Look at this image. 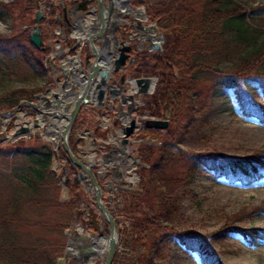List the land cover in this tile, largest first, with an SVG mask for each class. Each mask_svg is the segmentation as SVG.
<instances>
[{"label":"trees","instance_id":"1","mask_svg":"<svg viewBox=\"0 0 264 264\" xmlns=\"http://www.w3.org/2000/svg\"><path fill=\"white\" fill-rule=\"evenodd\" d=\"M20 2L24 16H35L39 0ZM150 2L153 4L148 5ZM143 4L148 18L156 22L164 37L162 51L148 57L150 74L158 82L144 112L148 117L167 121L168 125L162 130L144 126L137 136L150 143L137 145L135 151L146 165L138 171L142 192L123 194L122 213L127 228L120 231L124 235L122 248L134 254L140 247L142 254L150 256L160 246L159 242L175 238L185 253L197 256L199 264H225L213 248L219 242L217 239L192 232L168 231V227L181 221L177 217L178 202L164 192L163 183L168 181L163 174L169 166L173 167L176 159L174 163L179 165L178 171L182 174L177 184L184 188L195 183L200 170L212 173L229 185L242 187L264 179V163L254 158L188 153L180 149L188 128L187 113L193 112V98L200 99L205 94L204 88L207 96L214 89L230 90L240 114L264 125V39L259 41L264 34V29L259 28L264 24L261 19L264 8L250 9L248 16L237 0H144ZM9 7L0 3V9L7 8L4 14L0 11V18L5 14L10 16ZM55 10L51 7L48 19L51 26L57 25ZM49 33L42 35L43 50L33 47L26 32L0 36V56H15L32 66L37 75H45L49 72L45 63L50 53ZM138 62L136 55L130 75L139 72ZM245 82L255 84L253 89L259 92L248 93ZM34 95L22 89L12 92L3 105L0 103V113L22 101H32ZM90 112L84 109L71 129L68 143L74 155L83 145L77 134L84 126L96 140H106V132L96 124H86L84 117ZM118 127L116 123L114 128ZM34 142L31 146L18 143L0 147V264H56L67 243L64 231L73 220L79 219L77 209L86 199L84 191L72 182L74 170L69 163L62 164L59 173L52 171L54 159L67 161L65 153L56 154L38 137ZM63 171L68 180L64 183L69 190L68 200H60ZM231 220L234 223L239 219ZM224 230L245 240L264 238V230L260 228L230 225ZM117 257L116 254L114 261ZM143 264H152V261L146 259Z\"/></svg>","mask_w":264,"mask_h":264},{"label":"rangeland","instance_id":"2","mask_svg":"<svg viewBox=\"0 0 264 264\" xmlns=\"http://www.w3.org/2000/svg\"><path fill=\"white\" fill-rule=\"evenodd\" d=\"M45 1L41 0V5L44 4L45 6ZM237 1L248 16H250L248 14L250 9L264 8V0ZM0 3H4L7 6L11 5L9 7L10 16L5 14L0 18V36L8 37L21 32H26L30 36L36 25L35 19L32 15L24 16L20 0H0ZM151 4L153 3H148V5ZM4 9L7 8L0 9L2 14L6 13ZM261 19L264 22V16ZM149 24L157 27L156 22L148 18L143 25ZM89 25L81 26L85 31L87 27H90ZM259 28L264 29V24H260ZM157 31L161 34L158 28ZM40 32L42 35L48 32L46 25L43 23L40 24ZM77 35L80 38L84 37V33L81 31H78ZM263 39L264 34L261 35L259 41L262 42ZM155 53L158 52H150L146 46L144 51L138 54L139 63L137 69L139 72L136 73L137 76L152 77L150 74L151 62L148 57ZM51 78L55 80L52 72L51 75H37L32 66L25 64L15 56L7 58L0 56V103L3 105L4 99L8 95L20 89L28 93L33 92L35 94L34 97L37 95V89L42 90L41 92L38 91V94H42L48 88L53 89L54 85L52 86L51 84ZM254 87L255 84L245 82V88L248 93H258L259 91H254ZM203 92L205 94L200 99L193 98L192 106L194 110L187 113L188 128L180 149L188 153H221L234 158H254L264 163V125L258 124L252 119L244 118L240 114L230 90L214 89L213 92L209 91L208 96L206 94L208 93L207 88H204ZM36 101L34 100V102L30 103L35 104ZM135 101H138V103L135 105L133 115L145 117L144 108L146 102L149 101L148 95L136 96ZM115 104L111 118L106 117L103 111L99 109L100 119L97 120L96 118L95 120L91 116H86L84 117L86 124L97 122L102 129L111 130L118 119L125 118L126 104L119 101H116ZM20 110L22 116L17 113L8 117H0V147L18 143L31 146L35 143L34 141L37 137L51 147L55 146L50 143L51 140L43 136L42 133L45 129H41V132H33L31 130L33 133L29 138L23 136L16 141H12V136L16 131H19L20 127L24 126L25 123L31 122L34 118L35 112H32L27 106H21ZM141 119H138L139 127L143 124ZM85 129L86 127L84 126L79 135L83 136L85 142L90 144L91 134L90 131ZM136 140L135 137L132 138L135 143L128 146V151H125V154L115 149L116 152H112L108 160H103L102 158V154L107 153V151L96 146H90L91 144L83 149L84 153L80 154L85 162H88L98 174L100 186L104 190L103 202L110 210L115 221L121 223L117 231L121 247L124 235L120 234V231L123 228H127L123 224L125 222L122 213L125 201L123 193L130 190L141 191L138 171L145 166L141 162L137 166L131 165L132 161L129 157L137 158L135 149L138 140ZM152 144L156 143L153 142ZM175 152H173V155H176ZM174 162H176V159H173V167L169 166L166 173L163 174L166 181H168L166 184L163 183V189L164 192L171 195L178 202L177 217L181 223L168 227V231L173 230L176 233L192 232L207 239H217L219 242L214 244L213 248L220 253V257L225 264H264V238L262 240L251 238L245 240L236 233H227L224 230L230 225L240 228L255 227L264 230V179L249 187H242L238 184L229 185L223 179L215 178L212 173L200 170L201 173L196 178L195 183L190 187L184 188L182 185L177 184L179 175L182 174L178 171L179 165ZM53 170H57V168L53 167ZM77 173L75 171L74 176ZM60 185L62 184L60 183ZM84 194L86 199L83 203L90 205L92 194L85 190ZM68 197L70 198L69 190L62 187L60 200H68ZM79 207L77 216H80L79 211L81 209L79 210ZM231 219L239 220L232 223ZM76 223L77 221L73 220L70 228ZM104 242L106 246L107 241L104 240ZM159 243H161L160 246L154 248L150 252V256L142 254L143 249L140 247L135 249L134 254L126 253L122 248L117 253L118 257L113 263L143 264L144 260L150 259L152 264H199L197 256L185 253L175 238ZM83 246L84 243L80 242L75 247L82 248ZM104 247L101 249L104 250ZM67 256L64 250L62 255L56 260V264L61 259L64 260L63 264H70L71 261L67 259ZM96 263L101 264V259H97Z\"/></svg>","mask_w":264,"mask_h":264},{"label":"water","instance_id":"3","mask_svg":"<svg viewBox=\"0 0 264 264\" xmlns=\"http://www.w3.org/2000/svg\"><path fill=\"white\" fill-rule=\"evenodd\" d=\"M62 1V0H60ZM125 3V9L130 13L131 21L134 20V16L138 13H142L144 17L147 19L144 9H134L130 6V0H123ZM89 0H68L66 6L63 5V19L65 23L68 24L69 30L68 33L71 34L72 40L79 46V53L78 57L80 58L81 50L83 46L88 47L90 53L85 57V67L82 68V61L78 58V67L77 72L81 73V76L69 73L65 69V67L59 66L56 67L53 65V70L59 69L61 72V76L63 78V84H61V91L59 93H52V97L54 98V102L51 103L46 97L38 96L41 100H44L45 103L42 106L34 107L32 104L27 102H23L21 105H26L32 109H34L38 114L41 115L45 120H47V116L51 117V119H61L63 118L64 122L60 124V138L59 142L60 145L66 154L68 161L71 164L72 168H78L80 173L74 179V184L77 185L80 182L87 186L86 190H89L94 195L95 200V209H90L87 218H89V222H86V226L89 224L91 225L94 232L100 231V221H104L108 224V236L105 237L108 239V246L105 254V259L103 264H112L113 257L117 251L120 249L118 233L116 231V223L112 215L110 214L109 210L106 206L102 203V190L99 186L98 180L99 176L94 175L91 167L88 164L83 163L84 161L79 156H75L70 147L68 145V137L71 131V128L74 124L76 117L79 114V111L83 105H96L101 107L104 105L106 89L108 88V82L110 81L109 71L112 73H120L126 67V61L128 59L133 61V58L130 57V54L133 52L132 45L130 42L138 41L136 35L129 38V42H121L115 51H111L108 49L107 40L105 37L106 32V25H107V16L111 18H120L126 17V13H122L121 9L116 5L115 0H95V7L94 9L88 8ZM107 5V10L105 9ZM105 9L107 13L103 10ZM96 10V12H95ZM140 10V11H139ZM104 13L106 14L104 16ZM96 21H92L94 26L98 25L99 33L98 34H89L86 33V37L84 39H78L74 36L72 31L77 28L81 23H85L84 18L87 16H94ZM36 25L29 36L30 43L36 49H42L43 43L41 41L40 31H39V22L42 19V9L40 8L39 11L35 14ZM110 19V18H108ZM81 22V23H80ZM119 22V21H116ZM116 22L111 21V28L110 32L115 33L117 30ZM80 23V24H79ZM92 23V24H93ZM135 29H142L144 33L150 32V30L154 29V26H147V27H137L134 26ZM105 29V31H104ZM88 30V29H87ZM122 35H126L125 32H122ZM162 39V37H161ZM145 41H149V38L145 39ZM99 45V46H98ZM136 48H139L137 45ZM154 50H160V44L156 43L153 45ZM74 50V48H73ZM69 62L74 63V58H68ZM126 75L122 74L119 79V83L116 84L117 89L120 87L122 88V83L129 85L130 88V95L128 99L131 101L130 106L128 107V113L130 114L133 110V99L134 95H145L151 94L154 91L155 83L153 82L152 78H138V79H131L125 80ZM153 82V84H152ZM74 88L76 91L67 92L66 88ZM92 94V97H90ZM110 95L115 94L113 90H110ZM18 107L11 110L8 113L0 114L2 116H10L12 114L17 113ZM38 120V116L36 115L33 122ZM26 123V126L20 128L19 134H25L26 136L30 135V128L31 127H38L35 123ZM55 123L50 120L49 125L46 126L45 134L48 136H52L53 139L58 135L52 128H55ZM137 123L135 120H132L128 123L127 126L123 127L121 131L123 132V140L121 144L123 146H127L129 141V137L133 135L134 129ZM145 126L148 128L154 129H165L167 127V122L159 121V120H148L145 122ZM15 140V139H14ZM109 155H105V157ZM138 161V159H136ZM78 236V234H77ZM81 241H86L87 237L83 236L80 237ZM73 241H75L73 239ZM71 247L73 244L70 243V240L67 245L66 252H69L73 255V264H77L80 260V257H77L76 253L70 252ZM91 248H87L83 251L84 254H91ZM88 252V253H87ZM83 262H88L89 258L88 255L82 257ZM64 260L61 259L58 261V264H63Z\"/></svg>","mask_w":264,"mask_h":264},{"label":"flooded vegetation","instance_id":"4","mask_svg":"<svg viewBox=\"0 0 264 264\" xmlns=\"http://www.w3.org/2000/svg\"><path fill=\"white\" fill-rule=\"evenodd\" d=\"M65 0H63V2H64ZM64 6H65V4H64ZM51 7H54L56 10H55V19L57 20V24H60V22L61 23H63V22H65L64 21V19H63V15H64V11H63V4H62V2L60 1V0H51V3H50V8H49V11H48V17L50 16V14L49 13H51ZM59 9H60V11H61V16H58V15H56L57 13H59ZM48 17H46L45 18V20L46 19H48ZM128 19H129V17H127ZM46 23H48L49 24V26H50V23L49 22H46ZM107 25H108V30L106 31V33H105V35H106V40H107V46H109L110 44H117L118 42H117V40L116 39H114L112 36L113 35H109V30H110V22H109V20H107ZM51 27V26H50ZM49 27V28H50ZM126 31H127V28H126ZM133 45H135V43L133 44ZM143 48V46H140V49H142ZM145 48V47H144ZM144 48L142 49V50H137V51H135V53L133 54V57L135 58L136 57V55H138L140 52H143L144 51ZM90 53V51H89V49H88V47H84L83 49H82V59H83V61L85 60V57L88 55ZM139 63V62H138ZM127 69H128V71H125L124 72V74L125 75H130V67L134 64V60L131 62V60H128L127 61ZM137 67V66H136ZM110 75H112V77H116L117 78V81H119V79H120V77L122 76V74L121 73H117V75H113V74H110ZM122 86H123V83H122ZM121 91H124V88H122V90ZM116 93H118V92H116ZM120 100H122V94H120V93H118L117 94V96H114V101H120ZM116 102H114V105L116 106V104H115Z\"/></svg>","mask_w":264,"mask_h":264},{"label":"bare ground","instance_id":"5","mask_svg":"<svg viewBox=\"0 0 264 264\" xmlns=\"http://www.w3.org/2000/svg\"><path fill=\"white\" fill-rule=\"evenodd\" d=\"M141 18H142V20L144 19V17H142V16L140 17V19ZM149 37L152 38V39H156L157 41H161V39L159 38L160 35H159L158 31L155 30V29L150 30ZM39 121H40V118H39V120L37 122H39ZM42 123H43V121L41 120L40 125H38V127H36V128H33L32 131L33 132H41V125H42ZM59 128H60V124L59 123H56V129L55 130H57Z\"/></svg>","mask_w":264,"mask_h":264}]
</instances>
